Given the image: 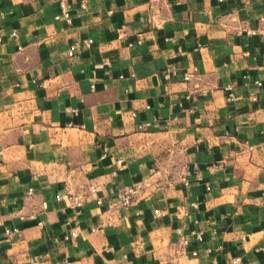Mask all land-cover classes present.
Returning <instances> with one entry per match:
<instances>
[{
    "label": "crops",
    "instance_id": "crops-1",
    "mask_svg": "<svg viewBox=\"0 0 264 264\" xmlns=\"http://www.w3.org/2000/svg\"><path fill=\"white\" fill-rule=\"evenodd\" d=\"M259 16L264 0H0V264H264ZM89 183L100 201L72 211Z\"/></svg>",
    "mask_w": 264,
    "mask_h": 264
},
{
    "label": "built area",
    "instance_id": "built-area-1",
    "mask_svg": "<svg viewBox=\"0 0 264 264\" xmlns=\"http://www.w3.org/2000/svg\"><path fill=\"white\" fill-rule=\"evenodd\" d=\"M58 7H59V9L55 15V18L62 17L65 20H68V10H67L65 3L60 1L58 3ZM258 21L263 22L264 16H259ZM247 33L254 34L255 31L250 30ZM10 35L13 36V32H11ZM139 41L140 40L137 39L135 41V43H139ZM90 44H91V39L87 38V39L82 40V46L83 47L88 48L90 46ZM127 44L131 45V43H127ZM195 70H196L195 67H191L190 71H183L181 73L182 80H184V81L189 80L191 73L194 72ZM175 74H176L175 68L170 66L163 72V77L165 79H168L170 76H173ZM254 84L259 85L260 83L258 81H254ZM223 88L226 91V95H225L226 100H232L235 98L233 91L230 90L231 89L230 85L226 84V85H224ZM143 125H146V123L138 124L137 126L141 127ZM145 185H146V181L141 179V180H137V181L116 187V189L114 191V197H115L116 204L122 205V206L130 205L132 203V201H134L136 199V197L141 194ZM25 193H26V195H29L31 193V188L27 187L25 190ZM90 198L94 199L96 202L100 201L99 197L96 195V187L92 183H89L85 188H83L77 192L66 194L67 205L74 212L77 211V209L85 201L89 200ZM155 212L159 213L157 210H155ZM13 232H16L18 234V230L16 228H13L11 230L6 229L7 235H10ZM75 234H76V232L74 229H69L66 233H64L62 235V237H63V239H68V238L75 236ZM194 234L198 239H200V236H201L200 230L195 231ZM206 250L209 251L208 248ZM192 254H195V251H192ZM213 261L214 260H212V262ZM237 261H238V257H235V258L231 259L230 263L234 264Z\"/></svg>",
    "mask_w": 264,
    "mask_h": 264
}]
</instances>
